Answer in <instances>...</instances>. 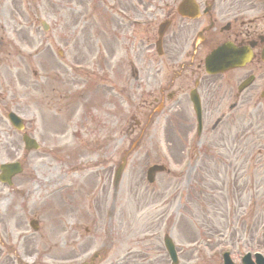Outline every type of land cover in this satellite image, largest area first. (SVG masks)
<instances>
[{
	"label": "flooded vegetation",
	"instance_id": "af4514ba",
	"mask_svg": "<svg viewBox=\"0 0 264 264\" xmlns=\"http://www.w3.org/2000/svg\"><path fill=\"white\" fill-rule=\"evenodd\" d=\"M103 1L110 42L104 46L95 45L91 55L95 61L93 65L106 68L110 75L109 93L114 94L115 70L125 72L124 69H129V76L117 88L118 96L130 92L125 84L126 81L129 84V78L144 84H149L148 81L157 83L158 89L153 93L156 97L152 99L175 100L170 109V128L175 134V143H184L188 132L196 128L197 143L203 145L207 155L211 148L217 150L215 158L224 173L231 171L240 179L243 168L249 165L251 171L245 173V180L233 186L238 202L241 201L239 206L243 195H260V201L264 203V193L257 192V179H264V0H188L198 11L194 18L181 16L178 5L168 4L169 0ZM231 59L237 61L230 63ZM77 79L70 76L72 84L62 82L57 101L53 97L57 87L49 81V93L42 88L43 100L49 110L41 117L42 128L27 125L20 132L2 130L0 147L11 149L13 145L15 150L14 146L23 135L37 141L49 139V134L59 136L65 123L63 114L68 115L70 110L73 114L80 103ZM27 84L29 97L34 100V91L41 89L34 82ZM193 90L200 104L199 121L190 99ZM140 106L143 109L139 108V114H143V110L145 113V105ZM129 127L126 131L132 133L137 126ZM37 130L48 133L38 134ZM28 155L25 153L23 164L34 160L33 169L39 171V176H44L48 170L44 167L47 159L40 161L31 153V160L26 157ZM215 158L205 156L206 171L209 172L211 160ZM14 178L12 197H0V264H35V260L46 259L65 264L77 259L83 264H173L160 242L147 243L146 238L133 239L138 240L134 244L142 245L136 246L138 250L127 247L117 252L118 243H128L114 235L112 226L104 246L98 247L101 252L105 251V257L97 254L93 261L88 256L85 258L90 247L79 237H75L72 244L76 245L75 252L49 253L48 246L38 241L33 251L34 237L23 235L22 226L16 221L18 209L22 214L33 209L28 192H19L29 175ZM50 179L46 177L45 181ZM209 208L220 210L218 206ZM75 225L71 226L80 228ZM85 233L90 231L85 229ZM211 233L214 231L208 230L207 235ZM238 244L239 241H225L221 237L205 244L195 237L185 246L180 244L176 248V264H222L221 254L225 249H229V257L237 264L235 259L241 255V251H236ZM196 248L201 252L195 253Z\"/></svg>",
	"mask_w": 264,
	"mask_h": 264
},
{
	"label": "rangeland",
	"instance_id": "374dc122",
	"mask_svg": "<svg viewBox=\"0 0 264 264\" xmlns=\"http://www.w3.org/2000/svg\"><path fill=\"white\" fill-rule=\"evenodd\" d=\"M94 6L93 0H0V96L6 93L4 88L15 87L12 89L17 91L15 90L12 101H17L18 104L24 106L25 116H30L32 113L26 112L29 111L27 105L31 100L27 82L34 78V82H39L35 84L36 87L41 89L34 91L35 97L41 98V101L39 103L35 101V104L44 114L42 88L44 87L45 92L49 93V85H43V81L53 82L57 87L56 93L59 95L62 82L72 84L69 80L70 76L79 77L77 89L80 105L76 113L71 116V120L75 121L78 129H82V143L96 142L93 146L89 143L88 145L82 144L78 149L62 155L64 156L62 158L67 155L70 160L72 158L84 160L92 157L93 160L100 161L102 165L109 158H112L113 163L118 160V155H113L115 150L127 145L122 130L128 116L129 119H134L133 111L142 98L138 96L142 88L129 93L127 104L122 99L114 97L113 107H111V102L108 103L109 84L106 78L99 80L95 75L91 77L90 73H86L90 71L89 66L93 65L91 49H94V45L104 46L110 42V36L106 31V11L101 6L96 9ZM41 20L48 24V31L42 30L39 24ZM63 63L64 67H62ZM71 64H79L82 67V74H74L70 70ZM96 69L104 70L98 67ZM148 83V86L152 85L150 81ZM136 85V82L130 81L128 87L133 89ZM9 101L10 99L7 98L6 103ZM8 107L10 108V105ZM36 107L34 105V110ZM2 115L0 131L4 128L10 129L4 114ZM70 115L71 110L68 111V115L64 114V117L67 119ZM139 118L140 121L145 119L140 116ZM38 122H40L39 118ZM163 124L164 117L160 114L152 126L142 134L141 143L130 155L116 194L111 196L110 178L108 190L103 189L106 180L102 178L101 170H98V189L93 190L96 178L94 175L89 176L92 170L89 168L67 176V179H72V183L77 184L74 190L71 189L62 197L56 198L54 203L52 198L48 199V206L44 204L34 206V216H42L40 221H42L43 232H45L42 241L52 245L49 249L51 253L75 252L76 245L71 246L68 242L66 244L68 248L62 249L63 242L69 240L67 237L72 238V234L69 236L66 230L57 227L62 217L67 220L74 217V220L81 224L80 229L77 230V237L86 245L89 244L87 245L90 247L88 253L93 252L100 245L104 246L106 233L110 232V226L113 227L116 232L114 235L120 241L128 243L116 245L117 252H122L127 247L130 250H138L137 247L142 245L134 244V242L138 243V240L133 239L148 237L149 234L145 232L151 230L150 227L153 229L154 223L156 226L158 224L161 226L159 229L162 232L172 230L171 235L176 243L185 246L195 237H201L202 233L197 231L203 232L219 226V222L228 221L225 215L222 217L219 211L209 208L218 206L224 209V201L213 200L211 199L213 197L209 198L208 193L214 194L217 190H227L229 188L227 181L238 180L240 176L234 175L231 171L224 173L215 157L211 160V169L209 172L206 171L207 161L203 155L200 160L194 161L193 170V165H191L183 175L176 174V177H172L171 175H174L173 172H176L177 165L183 158L180 153L183 143L175 144L170 125L165 128ZM84 126L89 131H86ZM136 135L138 131L132 137ZM106 142L109 143L108 148H106ZM103 146L104 149H102ZM10 152L6 146L0 147V159L11 158ZM151 164H164L167 168V173L156 174L153 185H149L145 180L146 169ZM102 172L106 177L107 171ZM207 177L209 181L206 180ZM245 177L246 174H242L240 179L244 181ZM187 186L190 188L186 193ZM39 191L43 192V189ZM223 193L225 195V192ZM32 195L37 196L35 192ZM91 195L94 196L93 202L88 203ZM236 200L238 201V198ZM225 202L227 207L234 204L231 198ZM238 203L241 201L236 204L239 205ZM162 204L166 208L162 209ZM107 209H113L114 212L108 223ZM16 219L18 224L24 221V217L20 215H17ZM173 220L176 221L175 225L172 223ZM230 220L232 221V218H229ZM249 224V231L252 232L246 237L251 236L254 239L264 240V213L249 212L241 222V226L246 228ZM86 226L91 230L89 234L84 235ZM38 235L40 234H35L34 237ZM159 242L160 239L157 238L152 240V243ZM151 245L154 247L153 244ZM200 252L198 248L195 249V253Z\"/></svg>",
	"mask_w": 264,
	"mask_h": 264
}]
</instances>
